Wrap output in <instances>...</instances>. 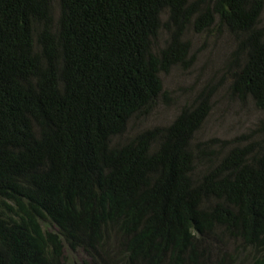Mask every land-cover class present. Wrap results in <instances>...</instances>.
Here are the masks:
<instances>
[{
  "label": "trees",
  "instance_id": "obj_1",
  "mask_svg": "<svg viewBox=\"0 0 264 264\" xmlns=\"http://www.w3.org/2000/svg\"><path fill=\"white\" fill-rule=\"evenodd\" d=\"M263 9L0 0V264H66L67 250L94 264H264V121L199 174L217 152L195 144L207 96L128 136L162 95L160 74L187 64L192 21L228 26L231 92L264 111ZM165 11L174 30L157 52Z\"/></svg>",
  "mask_w": 264,
  "mask_h": 264
},
{
  "label": "rangeland",
  "instance_id": "obj_2",
  "mask_svg": "<svg viewBox=\"0 0 264 264\" xmlns=\"http://www.w3.org/2000/svg\"><path fill=\"white\" fill-rule=\"evenodd\" d=\"M197 1L202 7L212 5L214 2V0ZM58 8L56 1L55 10L58 11ZM167 19L168 12L165 11L162 15L160 33L155 41L157 52L166 46L174 30V26L169 24ZM193 24V21L186 24L184 31V38L190 43L187 64L174 66L170 71L160 74L164 84L162 95L146 116L131 121L128 136H133L147 128L171 124L183 107L192 104L200 94L207 96L211 109L196 134L195 144L211 140L213 146L207 147V150L217 152L212 159L204 155L206 159L196 165L195 171L199 174L205 169L209 160L215 162L226 154L230 141L237 138H241V141H250L255 138L260 123L264 121V111L257 108L251 98L241 100L231 92L233 69L229 68V64L236 41L229 32L228 26L220 23L218 19L211 28L202 30H195ZM260 25L264 26V9ZM217 247L212 251L215 256L219 252ZM66 261V264H94L87 260L81 251L67 250Z\"/></svg>",
  "mask_w": 264,
  "mask_h": 264
}]
</instances>
